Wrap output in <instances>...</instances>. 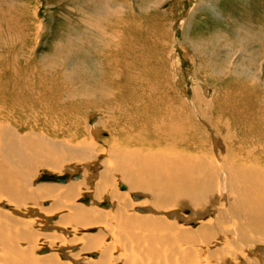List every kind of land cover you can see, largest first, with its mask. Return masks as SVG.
<instances>
[{
  "label": "bare ground",
  "instance_id": "bare-ground-1",
  "mask_svg": "<svg viewBox=\"0 0 264 264\" xmlns=\"http://www.w3.org/2000/svg\"><path fill=\"white\" fill-rule=\"evenodd\" d=\"M126 5L108 15L121 36L102 47L104 61L123 69L118 79L103 69L100 82L77 65L76 82L87 75L98 86L72 88L62 86L67 72L49 73L25 53L12 63L10 52L0 56V264H264V141L248 140L264 136V100L246 98L257 85L239 98L232 82L214 92L213 109L244 141L206 148L189 137L190 105L153 93L168 71L151 42L135 40L143 31ZM14 23L15 35L0 36L5 51L26 39ZM71 108L78 118L69 122L62 110Z\"/></svg>",
  "mask_w": 264,
  "mask_h": 264
},
{
  "label": "rangeland",
  "instance_id": "rangeland-1",
  "mask_svg": "<svg viewBox=\"0 0 264 264\" xmlns=\"http://www.w3.org/2000/svg\"><path fill=\"white\" fill-rule=\"evenodd\" d=\"M125 5L134 8L131 12L138 13L133 14L132 19L141 24L143 35L137 36L138 39L135 40L151 42L156 51L154 62L162 59L160 66L168 71L165 76L159 77V82L163 85L160 86L159 83L160 87L154 88L153 93L158 97L172 96L177 104L184 107L185 103L190 105L186 106L187 111L181 110L184 118L193 120L189 127V137L199 141L202 139L206 148H213L215 153L221 147L238 148L242 145L238 142H243L244 139L237 130L235 121L218 114L213 109L215 103L212 106V101L214 102V92L225 89L230 82L234 86H240L235 92L237 98L243 97V88L252 83L257 85L250 87L254 95L246 98L257 103L264 100V91L259 88L264 80V0H0V36L10 39V36L16 34L12 27L14 21L22 28L24 34L21 35L26 36V39H18L11 51L1 49L3 44L0 37V56H6L10 52L7 59L12 63L15 55L25 53L30 56L32 65L49 73L55 70L67 72L62 86L76 88L75 84H84V87L93 88L92 85L96 84L94 87H97L98 82L95 83L94 78L87 80V75L83 76V81L76 82L72 70L78 65L92 73L98 81L102 76L99 70L103 69L114 70V78L120 76L123 69L104 61L102 47L103 39L111 43L110 38L117 36L118 32L121 36L123 26L117 25L115 18L108 15L119 14L116 7ZM82 19H90V23L93 20L95 28L90 25L93 29L88 31ZM103 23L107 31L103 30ZM7 27L11 29L8 30ZM142 60L145 62L147 57L144 56ZM77 75L80 76V73ZM100 82H105L104 78ZM163 87L167 88L165 94L162 93ZM227 100H231V97H227ZM208 101H211L210 107L202 117L199 116L198 112L201 114V110H206ZM71 109L73 111L70 112L62 110L65 112L62 115L69 122L72 121L71 118H78V109ZM88 118H92L89 123L94 130L97 129V134L100 129L98 124L93 116ZM223 125L232 134L228 135L229 138H225L227 130ZM104 136L106 135L103 134ZM233 136L234 140H231ZM250 138L264 141V136H251L248 140ZM178 146L193 147L182 143ZM244 146L247 147L248 144ZM244 146L240 148H245ZM61 175L66 179L62 183L70 177ZM79 177L80 173L72 175L74 181L80 180ZM213 215L215 212L209 213L204 219Z\"/></svg>",
  "mask_w": 264,
  "mask_h": 264
}]
</instances>
